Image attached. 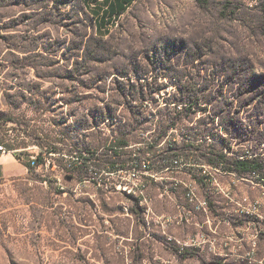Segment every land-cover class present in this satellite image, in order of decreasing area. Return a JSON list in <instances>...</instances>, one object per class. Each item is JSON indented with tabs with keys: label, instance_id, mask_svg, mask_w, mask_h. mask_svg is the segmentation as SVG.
<instances>
[{
	"label": "rangeland",
	"instance_id": "374dc122",
	"mask_svg": "<svg viewBox=\"0 0 264 264\" xmlns=\"http://www.w3.org/2000/svg\"><path fill=\"white\" fill-rule=\"evenodd\" d=\"M92 7L0 0V264H264V0Z\"/></svg>",
	"mask_w": 264,
	"mask_h": 264
},
{
	"label": "trees",
	"instance_id": "16d2710c",
	"mask_svg": "<svg viewBox=\"0 0 264 264\" xmlns=\"http://www.w3.org/2000/svg\"><path fill=\"white\" fill-rule=\"evenodd\" d=\"M87 5H91L92 2H96V7H93V11L97 17H99L100 27L103 28L108 24H113L116 17L121 16L133 0H105L100 2L98 0H83ZM106 2V3H105ZM122 145H127L123 142ZM50 152V151H49ZM183 153H178L175 156H180ZM213 154V156H211ZM16 156H18L16 154ZM168 160L167 158H165ZM36 162L43 164L45 162L44 153L41 152L36 156ZM208 164L212 166H222L225 171L233 172L238 176H242L252 171L261 172L264 170V166L259 158L256 157H229L223 150H215L208 155ZM30 165L32 163L30 161Z\"/></svg>",
	"mask_w": 264,
	"mask_h": 264
},
{
	"label": "crops",
	"instance_id": "0c3cea01",
	"mask_svg": "<svg viewBox=\"0 0 264 264\" xmlns=\"http://www.w3.org/2000/svg\"><path fill=\"white\" fill-rule=\"evenodd\" d=\"M13 160L18 162L11 153L0 155V172L3 176L15 171L17 165Z\"/></svg>",
	"mask_w": 264,
	"mask_h": 264
},
{
	"label": "built area",
	"instance_id": "2783aa9c",
	"mask_svg": "<svg viewBox=\"0 0 264 264\" xmlns=\"http://www.w3.org/2000/svg\"><path fill=\"white\" fill-rule=\"evenodd\" d=\"M9 153H12V150H8L6 146H4L3 144H0V155L9 154ZM31 163H32V166H35V167L42 165L36 162V156H31ZM45 163L46 164L48 163V161H46V158L43 164ZM250 173H252L253 177L259 178L260 181L264 180V177H261V175L259 174L260 172L252 171ZM0 179H1V172H0Z\"/></svg>",
	"mask_w": 264,
	"mask_h": 264
},
{
	"label": "bare ground",
	"instance_id": "6f19581e",
	"mask_svg": "<svg viewBox=\"0 0 264 264\" xmlns=\"http://www.w3.org/2000/svg\"><path fill=\"white\" fill-rule=\"evenodd\" d=\"M98 1L103 2V1H105V0H98ZM105 3H106V2H105ZM91 4L94 5V7H95L97 3H96V2H92ZM92 8H93V7H92Z\"/></svg>",
	"mask_w": 264,
	"mask_h": 264
}]
</instances>
